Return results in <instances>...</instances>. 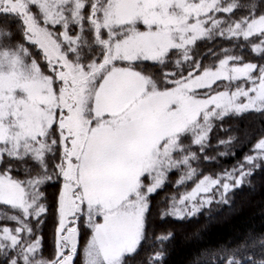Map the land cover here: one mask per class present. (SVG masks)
Instances as JSON below:
<instances>
[{"label":"snow or ice","instance_id":"6c2138e0","mask_svg":"<svg viewBox=\"0 0 264 264\" xmlns=\"http://www.w3.org/2000/svg\"><path fill=\"white\" fill-rule=\"evenodd\" d=\"M262 6L264 0H0V206L11 210L0 213L7 222L0 224V264H74L80 221L89 230L83 264H126L146 239L150 196L173 172L177 189L195 186L171 196L162 218L197 215L214 198L200 194L213 190L218 203H228V193L264 162V138L238 168L198 182L193 146L205 152L215 120L264 114V63L233 51L247 46L264 59ZM218 38L231 47H210L204 55L215 60L205 66L195 47ZM144 62L174 67L150 73L140 69ZM218 81L227 82L223 91L213 88ZM50 183L59 185L58 226L55 255L45 259L32 221L44 223L42 189ZM162 258L158 251L148 264ZM221 264H264V241L259 256L233 252Z\"/></svg>","mask_w":264,"mask_h":264},{"label":"trees","instance_id":"16d2710c","mask_svg":"<svg viewBox=\"0 0 264 264\" xmlns=\"http://www.w3.org/2000/svg\"><path fill=\"white\" fill-rule=\"evenodd\" d=\"M264 11V6L260 8ZM223 16L224 14H219ZM240 15L235 14L236 18ZM238 43H243L240 41ZM232 42L217 39L214 45L207 42H198L195 47L197 58L202 60L205 66L215 60L211 55L205 56L210 47L219 52L222 47H231ZM31 47V46H29ZM241 54L245 62L252 61L264 63V59L254 55L250 47L233 49ZM175 56L172 57L174 61ZM45 71L46 64L41 61ZM173 64L167 69H161L159 65L144 62L140 69L156 73L164 70H172ZM185 74L187 65L182 69ZM227 85L226 81H218L213 88L222 91ZM234 90V88L232 89ZM209 133V147L204 153H200L196 146L194 150L200 156L198 161L193 162V167L199 169L196 182L204 175L218 177L226 171L231 172L244 163L246 155H253L255 143L264 138V114L258 112H246L240 115H229L223 120H215ZM232 137V143L225 147L220 145V140H228ZM220 153H226L221 155ZM213 157L204 160L203 156ZM260 167L253 169V174L247 178L244 184L234 188L228 193V203H218L219 195L211 192L213 202L204 207L197 215L183 220L171 216L162 218L161 212L168 207V199L181 192L189 191L195 185L194 182L179 187L174 185L179 177L178 172L170 174L168 182L162 190L150 196V210L147 213L146 239L142 241L137 252L126 258V264H148L149 257L156 252H163V258L157 264H221V257L235 252L238 259L248 255L260 254V243L264 241V162H258ZM248 166L245 165V168ZM23 178V174H20ZM42 191L45 194V203L49 208L48 213L42 218L44 223L39 227L32 221L34 236L41 238V253L43 258L51 259L55 255V230L57 216L55 212L56 198L59 185L50 183ZM222 191V189H221ZM218 197V198H217ZM7 206H0V213L10 212ZM7 223L0 221V224ZM9 226L14 227L13 224ZM79 255L74 258V264H83V249L86 244L89 230L84 227L83 221L78 223ZM171 234L170 239L159 242L156 238Z\"/></svg>","mask_w":264,"mask_h":264},{"label":"rangeland","instance_id":"374dc122","mask_svg":"<svg viewBox=\"0 0 264 264\" xmlns=\"http://www.w3.org/2000/svg\"><path fill=\"white\" fill-rule=\"evenodd\" d=\"M206 91H207V90H204V89L198 90V92L201 93V94H203V93L206 92ZM222 91H223V90H222ZM194 186H195V185H194ZM194 186H193V187H194ZM193 187H192V188H193ZM189 191H191V190H189ZM213 191H215V190H213ZM200 195H201V196H208V197H215V198H216V196H212L211 192H209V193H201ZM217 196H218V195H217ZM218 197H219V196H218ZM218 197H217V198H218ZM219 199H220V197H219L217 200H219ZM57 226H58V225H57ZM57 226H56V227H57ZM70 226H71V225H70ZM83 259H84V257H83Z\"/></svg>","mask_w":264,"mask_h":264}]
</instances>
